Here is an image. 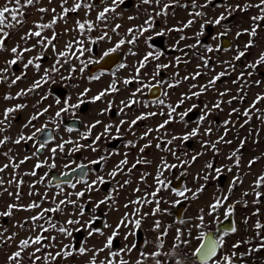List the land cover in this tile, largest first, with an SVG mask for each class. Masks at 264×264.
Listing matches in <instances>:
<instances>
[{"label":"snow or ice","instance_id":"1","mask_svg":"<svg viewBox=\"0 0 264 264\" xmlns=\"http://www.w3.org/2000/svg\"><path fill=\"white\" fill-rule=\"evenodd\" d=\"M41 0H6V4L3 7H0V52H9L11 54L10 59H5L3 66L0 67V84H7L8 89H11L13 86H17L19 81L27 78L26 70L29 67H33L37 73L41 71L42 65L38 61H41L44 58V52H46L49 48L56 54V60L52 64L50 68L43 69V75L39 77V79H34L33 82L27 87L20 89L14 95L9 91L3 94L0 99L5 102L13 101L22 99L23 97L28 96L29 94L36 93V91L44 86L49 84L56 85L57 80L54 78L55 73L60 72V67L64 64L69 63V61L75 57V59L80 60V57L83 56L86 52L91 53L93 49L91 47H86L84 45L83 39H74L67 42L64 46V50H57L56 44L54 43L61 33H58L54 30V26H56L59 22L63 21L65 24L68 22V16L70 13H77L80 10H84L85 19L75 21L74 29L65 28L64 33H67L72 30L79 31L81 37L85 36L86 33L93 32L99 25H103L104 30L102 34L96 37L95 39H90L91 43H96L97 40L103 41L107 37L111 39L108 35V28L109 24L108 21L110 19L122 18L123 12L118 11V9H122V7L126 4L127 0H72L71 7H68L69 0H60L59 7L61 11L57 13L56 8H47V7H38L36 11L39 13H47L51 11L53 13L52 18L48 22H42L43 16H41L40 21L33 22V27L29 28L28 31L20 36V41L16 43L15 46L8 49L5 41L10 37L11 32L9 30H19L22 28L26 23V10L29 7H35L36 5L40 4ZM48 3H53V0H48ZM140 4L149 6L152 8V11H148V8H145L146 18L144 19L141 25H137L135 27H130L127 29L126 36L129 37L127 39L121 38L115 44L114 47L109 48L108 50L104 51L103 55L100 59L109 56L111 53L116 52L118 49L121 48L122 45L126 43L129 45H135L139 42V40L143 37L145 43L147 44L150 51L143 55V57L138 61V66L135 67V76L132 79H138L141 75V69L146 67V64L149 62L150 58L152 60L159 61L162 56L165 55L163 50L155 49L150 41L155 40L156 37H164L167 34L172 32H180L183 33L185 29L192 27L194 24L198 23L197 18L203 20L202 23H199V31L195 33L194 37H189L187 35H180L179 39L175 40V43L169 46V49L172 51H180L187 56L188 53L185 51L186 48L195 49L201 45L200 37L205 35L206 26L211 25L212 27H219L222 28L223 31L217 32L215 35L211 37L213 41L219 40L221 37L227 36L231 31L232 28L229 24L225 23L228 21L230 17H232L237 11L239 12H247L251 8H255L258 10V14L253 15L249 18L250 26L249 28H242L235 32V37L239 38L243 35H247L249 37L248 41L244 44L243 50H238L237 54L232 58L234 61L241 60L244 57L248 50L254 46H256L255 38L259 35V30L264 28V0H258L256 3L245 2V3H235L230 4L227 0H223L222 3H215V0H204L203 3H198V0H190V3H180V0H168L167 3H163L162 0H140ZM140 4L135 5L137 11H139ZM155 6V7H153ZM210 6H214L215 8H223V11L219 13V15L213 16L212 18H208L207 16V9ZM175 7H182L185 9L191 8L194 11H190L188 13L190 19L186 22H183L181 27H172L168 28L165 27L159 31H155L156 28V19L158 17H167L169 14V10L174 9ZM100 8V10L96 13L95 21H91L87 19L90 12ZM159 8V10H156ZM174 14V13H173ZM129 20L137 19L135 16H129ZM122 25L116 24L114 27H111V31L116 33ZM45 30H52L51 36L44 35ZM145 33H151L150 35L145 36ZM118 34V33H117ZM33 38H36V43L29 45V41ZM195 38L196 42L194 44H186L183 48L180 47L182 41L193 39ZM23 46H22V44ZM40 46L43 49V52L38 53L34 57L27 59V62H24V55L25 53H30L37 46ZM74 45L78 47L73 51ZM206 52H214L220 51L221 47L217 44L215 47L212 45H203ZM227 51L228 49H223ZM78 53V54H77ZM130 54L135 56L137 55L136 52H132L130 50ZM198 55V54H197ZM63 58V59H61ZM198 58L202 61V66L204 68H209L210 65V57L206 58L204 56H198ZM177 64L179 63H187L188 61L182 60L181 57L177 56L173 58ZM92 59L88 60V63H93ZM99 62V61H95ZM18 63L23 64V69L25 71H21L19 75L15 74L11 71L13 66L17 65ZM84 67L87 65L83 60L80 61ZM224 65H227L232 71H235L236 65L232 63V61H222ZM58 65L60 67H58ZM171 65L170 63H157L156 70L152 74V79L156 80L157 77L160 76L161 70L169 68ZM264 65V51L260 52L258 57L255 59L254 62H249L245 64V70L241 71L239 75L236 77L235 80L232 81L233 84H237L238 81H241L242 78L245 76L251 78L254 76L256 70L261 66ZM84 67L79 69L80 72L84 71ZM120 68H126V64H120ZM201 65H197V68H200ZM228 68L225 71H221L216 75L212 76L206 84L204 85H196L192 84L190 86V94L184 93L181 94V98L173 105V104H166L165 99H158L155 103L157 105H163L167 107V116L168 119L164 120L162 123L158 124L155 129L148 128L141 136L140 140H148L147 143L143 144V146H139L138 142H133L131 140L127 141L124 144L125 148H136L139 147V152L142 154L144 153L145 149L152 147L153 143L152 140L148 139L150 133L153 131L160 132L162 129L165 130V135H168V130L166 128L167 125L173 122H180L184 124L185 131L182 135H175L172 134L170 139L164 140L162 137H156L155 148L161 152H169L172 156H174L179 163L178 164H169L164 156L160 157V163L156 166V176L154 178L156 188L149 192H145L143 196L137 197L135 200L129 201L128 204H125L124 207L128 208L129 204L133 205H140V206H147V205H155L151 208L150 212H142L140 207H137L133 210L132 213L125 212L124 215L119 219V221L113 226L106 221L103 224L104 228L111 229V234L106 236V240L103 244V247L90 249L87 247L86 243L82 244L80 247L76 248L71 244L62 245L55 253L48 251L47 253H43L42 255H37L41 253L42 248L48 247L42 244L44 240H51L53 242L56 241L55 236H44L41 234H37L34 237H28L26 239H21L18 243L17 250L13 251L10 255L7 256V261L10 264H37L38 261L43 259L45 264H50V262L56 261L58 258L67 259L68 257H72L74 255L84 256L86 254L91 253V259L89 260V264H97L96 257L100 253H104L105 250H108V255L106 257L107 264H129L128 260L123 259L122 253L128 254L131 253L134 249L137 248V244L133 242L130 246L125 245L123 248L118 250L114 249V241L115 239L120 236L121 229L127 230L123 233L124 240L127 241L129 236H136L137 231L141 229L142 225L144 224L146 218L148 217H155L157 214H165L168 213V209L162 208L161 204H171L173 207L179 205L182 201L181 199H176L175 201H168L165 200L160 193L162 191L170 190L173 195L179 198H183V200H196L199 198L200 194L205 190V184H200L196 188H190L185 185L182 189H177L171 187V181L168 180L166 177L161 179V177L165 176V170L171 171L177 167L187 168L197 162L198 158L204 155L207 151H211L214 156L219 155L220 149L218 145L226 144L230 145L233 143L232 140L227 139L228 135L232 131L235 125L231 121V117L235 114L237 116L243 115L246 117L243 123L239 125L240 128H243L246 124L249 123L251 119V110L256 109L257 112L261 113L258 117L260 120L264 121V110L257 108L256 106L264 102V94H257L249 105V108L241 109L239 108H232L231 111L228 113L229 119H225L221 125H217L216 131H220L222 129V134H219L215 140L211 139L213 134V124L214 121H211L209 117L213 114V111H222V104L225 103L223 97L229 95L230 89H225L224 91L218 92V96L220 97L215 101V103L211 104H204L202 108H200L197 104H192L190 107L186 108L183 112H179L178 109L185 103L186 100H191L193 97L199 98L201 95L208 92L210 89H215V85L217 81H219L222 77L229 75ZM251 69L252 71H248ZM77 69L73 66L67 77L61 75L60 80H69L72 78V74L75 73ZM178 75V73H177ZM202 75L200 71L195 72L191 76H184L182 80H196L197 77ZM99 77H91L90 79H98ZM132 80L125 79L123 83L125 85L131 83ZM181 81H175V83H168L167 88H174L179 85ZM165 82L162 80H157V84H164ZM249 83L254 84L255 86L259 87L261 84H264V81L255 79V80H244L243 87L238 89V94L234 95L227 101L229 105L232 104L233 100L239 99L241 102L244 101L246 98L247 93L244 92V88H247ZM155 85H145V87H153ZM72 87H76L73 85ZM199 87L198 91H191V88ZM90 89L85 88L82 92L77 94V99L75 103H71V96L61 100L60 98L55 99L56 105H63L59 107V109L55 112V116L51 117L50 119L53 122H57L61 117L62 113H69L72 112L74 109H79L81 105L86 103L84 97H86L87 93ZM116 92L119 89L116 87V81L109 85L108 89L99 92L97 95L91 98V102H96L101 100L108 92ZM142 89L138 87L135 92L132 93V96L135 97L136 93L141 92ZM243 92V95L239 93ZM48 93L40 95V98L36 101L35 104L32 105L33 109H36L30 116L27 117L26 121L20 125V131L17 133L16 138L13 139L11 135H7L12 127L13 122L16 120V113L23 111L25 108L28 107L27 104L24 103H15L11 106L5 107L0 113V149L7 147L8 144H15L20 145L22 142L27 143L29 141H33L38 133L44 132L47 128V124L42 125L40 128H35L34 121L38 120L39 118L43 117L45 114L49 112L51 105L48 107L39 108L38 106L48 99ZM163 96L167 98L168 92H164ZM140 103V101L135 99H129L127 103L121 101L123 107L120 109V113H124L125 108H130L133 104ZM148 105L145 104V107ZM112 107V102L109 101L108 108L101 110V115L105 112L109 111ZM197 108H200V115L197 117L195 121V127H191L189 129V121L186 119L193 113ZM74 114V113H73ZM157 114L164 115V112L156 113L151 112L147 114H141L136 116L134 119L130 121V123L124 119H121L118 124H104L103 131L99 134L95 135V139L92 140L91 144L83 145L80 144L79 141L63 140L61 138V142L57 144L55 147L50 148L51 153V162L49 163L48 159L44 161H37L34 165L31 172L23 173V175H30L32 177L38 176L37 169H41L43 167H47L49 170L56 167L55 159L57 152H65L66 145H74L71 151H80L82 148H90L91 151L96 152L98 149L95 147L97 142L101 141L102 139L108 138L111 136V130L114 128L115 133L117 135L111 136V139H120L122 137V126L126 123L128 124V128L132 129L138 121L146 119L148 116H156ZM175 116L179 117V121L174 119ZM102 122L100 120H96L94 123L85 125L86 131L80 134L81 140H88L91 136L93 129H95L98 125H101ZM207 124V127L204 125ZM35 128L30 135H25L23 129L26 128ZM59 127V124H57ZM68 132L74 131L73 128H68ZM135 135V133H133ZM207 137V139L200 140V147L202 151L194 152L189 156L187 152H183L182 155L187 157V159H181L180 154L177 153L174 145L175 141L187 142L192 138H201ZM238 138V134H237ZM53 140L51 135L46 136L40 143L39 146L36 147V150L32 153V156H24L23 159L19 160L18 162L15 161L14 157L10 155L13 151L11 148H8L7 151H0V155L7 158L8 163H5L2 167H0V173H3L6 169L11 167L15 172L16 169L25 163V161L32 159L33 157H37L41 150L44 149L50 141ZM246 143V139H240L239 145L243 147ZM240 147L233 150L229 155L225 158L229 161H232L231 166L222 165L221 167H215L213 162L209 161L206 162L203 166L205 170H211L215 173V175H211L210 173H205L201 176V173H197L194 179H203L205 182L209 181V179H219L223 172L226 170L229 173L233 172L234 168H239L241 165V155H240ZM71 154V153H69ZM114 153H108L107 156H100L98 159L89 161V164H101L102 161H107L109 156L113 155ZM260 157H253L248 161V168L251 167L257 162ZM151 161L143 158L140 156L136 159L135 163H132L130 167L126 166L129 164L128 160V153H124V158L121 159L114 168L107 173L108 177L115 178L118 174H130L132 173L133 169H136L137 165L139 164H150ZM64 167H68V165H64ZM77 168L81 169L82 176L80 179L76 181V183H71L69 186L73 189L76 188L77 183H83L85 185V189L76 192H66L59 183L55 184V187L60 188V192L57 193V196L63 195V199H60L58 203L55 202V197L53 198V207L49 208H41L39 203L33 202L28 205H21V204H8L7 210L0 212V217H10L13 215V209L16 210H25L30 211L31 209H41V211L37 215H33L28 219L34 223V227L31 229L35 231L37 228L40 230L41 233H47L50 229H54L58 233H60L65 238L71 239L73 238L74 232H87V238L93 237L94 235H104V232L100 229L95 227V222L100 219L99 216L96 215L97 210L101 207V205L108 204L111 202L112 205L116 203L115 198L113 197L112 193L105 195L102 199L93 200L92 197L89 195V199L87 201H82V198L85 197L86 193L90 194L92 192L98 191L99 185H105L109 181L105 179V176L96 174V178L89 182L86 177L88 176V171H85L88 168V165L80 164L77 165ZM76 171V169H73ZM95 171V170H93ZM187 172H182L181 175H186ZM61 175L67 176L68 173H61ZM147 173H143L140 176V180L145 182V176ZM48 176V173L45 172L44 176H40L39 180L34 181L33 184L29 185L30 188H33L35 183H43L45 181V177ZM243 182L242 177L239 174L233 175L231 181L229 182V186L227 192L221 191L220 194L214 196L213 201L207 206V210L205 208L199 209V215L193 217H188L186 219H181L178 221L181 227H175L174 234H173V242L171 243L170 248L166 249L165 246V237L169 235L170 229H172V225L165 226L160 219H155L152 223V231L156 233L154 238L155 249L154 251L147 252L141 251L140 258L136 259L134 264H145L146 261L149 260L151 257L152 264H168V260L172 259L174 264H237V261L240 264H246L245 257L250 256L252 253L259 252L264 250V223H262L259 219H257L252 225V231L255 234V238L259 240V244L256 246H252L251 248L247 249L246 251H239L242 245H248L249 240H237L235 243H232L230 246L228 245L227 238L239 230L237 227L236 222L233 220L232 225L230 228L224 230H217L212 231L209 229V224L214 223L219 225L221 223L220 216L221 212L219 210L223 209L222 216L224 220H228L232 217L235 213L236 205L241 203V200H237L233 203H226L230 200L231 194L234 191L236 185L241 184ZM5 181L3 178H0V186H3ZM8 184L15 183L16 188L19 189L20 185L24 183L22 179L16 180V177L9 181ZM132 183L130 179H125L123 183L117 182V187L113 189L114 192L119 191V189L124 188L126 185ZM48 184H52V181L49 180ZM252 194L254 195L255 199L251 202L254 205H258L261 203V197L264 196V173L257 176L252 184ZM140 188L137 187L134 189V192H140ZM7 191V189H4ZM33 193L30 192L29 195ZM9 196H14L16 201L21 199L22 193L17 190L15 193L8 192ZM45 194V198H46ZM248 192H244L242 194V198L248 196ZM75 196V199L71 197ZM92 204L93 207L91 208V214L86 209L87 204ZM248 201L243 200V204L245 207L248 206ZM71 205L75 211L69 212L67 211V206ZM64 206V207H61ZM118 210V209H116ZM47 213H63L66 216V219L63 223L54 222L51 217L46 218ZM215 214V215H214ZM253 216L260 215V209L256 208V210L252 213ZM206 217L211 218L210 220H206ZM44 220L45 223L48 225L45 227V224L35 223L37 221ZM245 226L249 223V218L245 217L243 220ZM27 224V220L20 224L19 227L23 228ZM16 225H14L15 227ZM71 226V227H68ZM195 230V235L193 234ZM8 231L5 228L2 232H0V243H4L6 241H11L16 237V233H12L11 235L5 237L4 233ZM86 238V239H87ZM191 239H195L198 241L196 246L191 245ZM251 239V238H250ZM145 243H152L150 241H145ZM33 245H38V247H32ZM57 245L52 243L50 247L55 248ZM32 248V251H28V249ZM163 250V251H162ZM26 254V256H25ZM161 257L164 259L162 260ZM119 258V259H115ZM99 264H105V261H100Z\"/></svg>","mask_w":264,"mask_h":264},{"label":"rangeland","instance_id":"2","mask_svg":"<svg viewBox=\"0 0 264 264\" xmlns=\"http://www.w3.org/2000/svg\"><path fill=\"white\" fill-rule=\"evenodd\" d=\"M204 2V0H202ZM238 2L239 0H227L228 3L232 4V2ZM202 2V3H203ZM252 3L258 2V0H250ZM6 4V0H0V7H3ZM60 0H53V3L49 4L48 0H41L40 4L36 5L35 7H29L26 10V21L27 23L20 28L19 30H9L11 32L10 37L5 41L8 49L11 47L15 46L17 42L20 41V36L25 34L29 28L33 27V22L35 21H40L41 16H43V21L42 22H48L51 20L53 13L51 11L47 13H39L36 11V8L38 7H47L49 9L51 8H56L57 13L61 11L60 7ZM207 16L208 18H212L213 16L219 15L220 12L223 11V8H215L214 6H210L207 10ZM240 13V12H239ZM249 16H253L258 14V10L255 8H251L248 10ZM203 22V20H202ZM69 23L70 21L65 24L63 21L59 22L56 26H54V30L57 31L58 33H61L59 38L54 42L56 44L57 50H64V46L69 40L71 39V33L70 31L67 33H64V29L67 27L69 28ZM225 23L229 24L232 28V31L227 35L229 39H235V46H240L242 43H245L248 41L247 35H243L239 38L235 37V32L239 29L246 28L244 27L247 26V24L250 26V20H247V22H243L240 20L234 19L233 21L226 22ZM245 23V24H244ZM189 31V30H188ZM223 31L222 28L219 27H213V33L214 35L219 32ZM52 30H45L44 35L51 36ZM168 41L166 43L167 46H170L175 43V40L179 39V36L181 34H168ZM187 36L189 37H194L192 34H188ZM213 36V35H212ZM211 36V37H212ZM209 38V41L207 44H202L201 46H198L195 49L191 48H186V52L188 53L187 56L183 57V60L188 61L185 63V66L182 69H177L175 68V60L171 59V65L169 68L162 69L166 74H167V80L169 83H175V81H181L177 87L174 88H167L166 86V92H168L167 98L164 96L161 97L160 99H165L166 104H175L180 98L181 94L188 93L190 94V86L192 84L196 85H204L207 83V81L217 73L221 71H225L226 68H228L227 65L222 64V61H232L236 65L235 71H232L230 68H228L229 75H226L222 77L219 81H217L215 85V89H210L208 92L205 94L201 95L199 98L193 97L191 100H186L183 105L178 109L179 112H183L186 108L190 107L192 104H197L200 106V108L203 107L204 104H209V107H211L212 103H215L217 99L220 97L218 96V92L224 91L225 89H230L229 95L223 97V100L225 103L222 104V111H213V114L209 117L211 121H214V117H218V122H215L213 124V134L211 136L212 140H215L219 134H222V129L218 132L216 131L217 125H221L222 122L225 119H229L228 113L231 111L232 108H239L241 109V112L243 109L249 108V105L252 103L254 100L255 96L259 94H264V84H261L259 87L255 86L252 83H249L247 88H244V92L247 93L246 98L244 99L243 102H241L239 99L233 100L232 104L229 105L227 101L231 99L232 96L238 94V89L243 87L244 80H255L259 79L264 81V65H261L255 72L254 76L249 78L245 76L242 78L241 81H238L237 84H233L232 81L236 79V77L239 75L241 71L245 70V64L249 62H254L255 59L258 57L259 53L264 51V28H261L259 30V35L255 38L256 41V46L250 48L247 52V54L241 58L239 61H234L232 58L236 55L235 53V47L228 49L227 51H224L222 48L220 51H214V52H206L203 45H212L215 47L218 43V41H213ZM36 43V38H33L32 40L29 41V45ZM195 43V38L193 39H188L185 41H182L180 44V47L183 48L184 45L186 44H194ZM240 43V44H239ZM22 44V42H21ZM23 46V44H22ZM244 45L240 48V50H243ZM195 50L198 51V53H195ZM43 52V49L38 45L36 49H34L30 53H25L24 55V62H27V59L34 57L38 53ZM177 53H180V51H177ZM198 54V55H197ZM174 55V54H173ZM173 55L171 57L173 58ZM183 55V54H182ZM177 56H179L177 54ZM176 56V57H177ZM198 56H204L206 58H211L210 59V67L209 68H204L202 66V61L198 58ZM11 54L9 52H0V67L3 66V63L5 59H10ZM63 59V58H61ZM56 60V54L49 48L46 52H44V58L41 61H38L41 63L42 68L39 73L36 72V70L33 67H29L26 72H27V78L23 79L22 81H19L17 86H13L11 89H8L7 84H0V97L3 96L6 92H11L13 95L19 91L20 89L27 88L34 79H39L41 75H43V69L44 68H50L52 64ZM67 64V63H66ZM197 65H201L200 68H197ZM68 65H64L60 67V72L53 74L55 79L58 78L57 83L60 82V76L63 75L66 77L69 72H67ZM59 67V65H58ZM156 70V65L153 67V71ZM12 72L15 74L19 75L21 71H25L23 69V64L18 63L17 65L13 66L11 69ZM200 71L202 75L197 77L196 80H182V77L184 76H191L195 72ZM248 71H252L251 69H248ZM178 73V75H177ZM58 74V76H55ZM76 85V87L71 88V103H75L77 99V93L82 89V84L78 86L77 84H71ZM50 86L51 84L44 86L36 91V93L29 94L26 97H23L22 99L18 100H13L9 102H5L2 99H0V113H2L3 109L5 107L11 106L15 103H24L27 104L28 107L25 108L23 111L16 113V120L13 122V127L12 129L6 133L7 135H11L13 139L16 138L17 133L20 131V125L23 124L27 117L30 116L36 109H33L32 105L36 103V101L40 98V95L48 93V99L41 103L38 107L43 108V107H48L51 105V108L49 109V112L45 114L43 117L39 118L36 120L35 128L42 125V124H50L54 125L56 127V134L54 141L47 146V149L45 150L43 155H39L37 157H33L30 160L25 161L24 164H22L19 169H16L15 172L11 167L6 169L3 173H0V178H3L5 183L3 186H0V212H3L7 210V205L8 204H21V205H28L30 203L36 202L41 205V208H49L53 207V198L55 197V202L58 203L60 199H63V195L57 196V193L60 192V188L55 187V185L48 184L49 181V169L47 167H43L41 169H37L36 171L38 172V176L32 177L30 175H23V173H28L31 172L34 165L37 163V161H44L48 159L49 163L51 162V153H50V148L55 147L57 144L61 142V138L63 140H73V141H79L80 144L87 145L88 141L86 140H81L80 139V134L85 132L84 128V122H85V116L82 111H78V109H75L74 111L75 116L81 119V127L78 130L68 132L67 129L63 126L62 124V119L64 117L72 116L74 114L72 113H62L61 117L57 122H53L50 118L55 116V112L59 109V107L63 105H56L55 101L53 100V97L51 96L50 92ZM199 87L197 88H191V91H198ZM240 95H243V92L239 93ZM36 97V99H35ZM151 106L148 109H150L153 112L160 113L164 112V115L157 114L154 116L152 119L147 120V124L145 128H137L136 130V138L139 146H142L146 141L148 140H140V136L145 132L147 128H153L155 129L160 123H162L164 120L168 119L167 116V107L163 105H157L156 103L153 105H148ZM147 106V107H148ZM144 105L142 107H139L138 109L140 111L144 110ZM146 107V110H147ZM257 108L264 110V102L259 103ZM200 108H197L195 111H197L198 116L200 115ZM138 111V112H140ZM137 114V112H136ZM261 113L257 112L256 109L251 110V119L248 124H246L243 128H240L239 125L244 122L246 117L243 115H233L230 119L235 125L233 127L232 131L228 135L227 139H230L233 141L232 144L226 145V144H220L218 145L220 149L219 155L214 156L211 151H207L204 155L200 156L193 165L190 167L181 168L177 167L175 169H172L171 171H166L165 176L161 177V179H164L165 177L170 180L173 178L175 175L179 174L180 172H184L186 170L187 174L184 177V182H183V187L187 185L190 188H196L200 184H205V190L200 194L199 198L196 200H188V205L183 213L182 218L186 219L188 217H195L199 215V209L201 208L200 206L207 205V203H211L213 201V198L215 195L220 194L221 191L227 192L229 182L231 181L233 175L239 174L242 177L243 182L241 184H238L235 186L233 193L236 194V198H238L237 193L240 194L239 198L242 200H245V197L242 198V194L244 192H248L249 196H252L251 200H254L255 197L252 194V184L254 179L259 176L260 174L264 173V121L260 120L258 117L260 116ZM129 117L134 115L133 113H128ZM174 119L176 121H179V117L175 116ZM188 120V119H187ZM189 121V129L191 127H195V121L196 119L193 120H188ZM57 124H59V127H57ZM204 127H207V124L204 125ZM35 128L29 127L25 129V135H30L33 131H35ZM168 130V135H165V130H161L160 132H155L153 131L150 133L149 138L152 140L153 146H152V156L149 158V161L152 163L150 164H145V166H137L136 169H133L132 173L130 174H118L115 180L113 178L108 177L107 173L111 171L114 166L120 161L121 154L123 153V148L121 150H118L114 152L113 155L109 156L107 159V164L104 170H102L99 175L105 176V179L110 182V187L109 189L104 192L101 190L100 185L98 186L99 190L92 192L90 194L86 193L85 197L82 198V201H87L89 199V195L92 197L93 200H99L102 199L105 195L112 193L113 197L115 198L116 203L114 205L109 202L108 204L101 205V207L97 210L96 215H102L103 217V224L106 221L107 223L111 225H115L119 219L124 215L125 212L132 213L133 210L140 205H133L129 204L128 208H125L124 205L128 204L129 201L137 199V197L143 196L145 192H151L156 188V184L154 181V178L156 176V166L160 163V157L164 156L169 164H178L179 161L171 155L169 152H161L155 148V143H156V137H168L172 134L175 135H182L183 132L185 131V127L183 123L180 122H173L170 123L169 125L166 126ZM24 130V129H23ZM238 134V138H237ZM195 140V138H192ZM201 139H207V137H201L196 140L197 146L200 144ZM240 139H246V143L243 145V147H240L239 145V140ZM189 143L188 145H185V142H181L180 146H178V149H175L178 154H180L181 159H187V157L183 156V152H187L189 156L193 154L194 152H199L202 151L201 147L195 146L193 143ZM179 141V140H178ZM32 141L27 142L29 145ZM178 143V142H177ZM25 143H21L20 145H15V144H8L7 147H4L3 149H0V151H7L8 148H11L13 151L10 153L11 156L14 157L15 161L18 162L19 160L23 159L24 156H32L33 152H26L23 148V145ZM74 145H66L65 146V152H57L56 154V167L51 169V170H56L57 172H61L66 170L68 167L77 164L79 162V159H73L72 156L73 154H79L80 157H87V158H94L98 152L102 148V142H97L95 147L98 149L96 152L91 151L90 148H82L80 151H71ZM173 147V146H172ZM240 147V155H241V165L239 168H234L232 173L227 172L226 170L223 172V175L219 179H209V181L205 182L202 178L201 179H194L196 174L199 172L201 173V176L203 174L210 173L211 175H215L214 172L211 170H205L203 168L204 164L206 162H213L215 167H221L222 165L225 166H231L232 161L227 160L225 157L229 155L233 150L237 149ZM139 147H136V158L138 157V152ZM71 153V154H69ZM141 155V153H140ZM253 157H260V159L257 160V162L251 167V169L248 168L247 164L250 159ZM131 159L134 158L133 155L130 156ZM139 158V157H138ZM5 163H8V160L6 157L0 155V167H2ZM64 165H68V167H64ZM129 167V166H128ZM45 172L48 173V176L45 177V181L43 183H35L33 188H30L29 185L33 184L34 181L39 180L40 176H44ZM143 173H147L148 175L145 176V182H142L140 180V176ZM13 176L16 177V180L22 179L24 181L23 184L20 185V188L17 189L15 183L13 184H8L7 181L11 180ZM96 176H89L87 179L89 182L91 180L95 179ZM125 179H130L132 183L129 185H126L124 188L119 189L118 193L114 192L113 189L117 187V182L123 183ZM222 179V182H221ZM77 180H75L73 183H76ZM70 185V184H69ZM69 185H60L66 192L72 193L76 191H81L85 189V185L83 183H77L76 188L73 189ZM139 187L141 190L140 192H134V189ZM182 187V188H183ZM4 189H7V191H4ZM17 190H19L22 193L21 199L19 201L15 200L14 196H9L8 192H13L15 193ZM264 191V189H261ZM32 192V195H29V193ZM45 194L46 198H45ZM160 196H162L165 200L168 201H175L176 199H179V197H176L175 195L172 194L170 190L168 191H162L160 193ZM263 197V196H262ZM261 197V198H262ZM72 199H75V196L71 197ZM183 198H181L182 200ZM247 200V198H246ZM264 200V199H263ZM168 206H171V204H167ZM64 207V206H61ZM93 207L92 204H87L86 209L91 214V208ZM118 209V210H116ZM41 209H31L30 211H25V210H16L13 209V215L10 217H0V232H2L5 228L8 229L6 233H4L5 237L11 235L12 233H16V237L11 240V241H6L4 243H0V264H10V262L7 261V256L10 255L13 251L17 250V245L21 239H26L28 237H34L37 234H41L44 236H55L56 241L53 242L50 239L49 240H44L42 241V244L48 246L42 248L41 253H38L37 255H42L43 253H47L48 251H51L55 253L62 245L66 244H71L73 245L74 242V233H73V238L68 239L62 236L60 233L55 231L54 229H50L49 232L47 233H41L40 230L37 228L35 231H32L31 229L34 227V223L29 220L28 218L37 215ZM67 211L73 212L75 209L72 208L71 205L67 206ZM151 211V208L148 209V212ZM51 217L54 222H59L63 223V221L66 219L65 214L63 213H47L46 218ZM163 219L161 220L162 223L165 226L172 225V229H170V232H174L175 227H181L183 228L182 225L178 223V221H171L169 223V219H164V214H157L155 217H148L146 218L144 224L142 225L141 229L144 233V237L146 241H150L152 237L155 236V232L152 231V223L155 219ZM27 220V224L25 227L21 228L19 227L20 224L24 223ZM35 223L39 224H45V227L48 225L45 223L44 220L37 221ZM103 224L101 226V230L104 232V235H94L93 237L87 238V232L82 231L83 238L81 240V244L87 245L88 248L90 249H96V248H101L103 247V244L106 240V236L111 234V229H107L103 227ZM14 225H16L14 227ZM71 227V226H68ZM215 228V227H214ZM127 230L121 229V235L118 236L115 241H114V249L113 250H118L120 248H123L126 244L131 245L134 240L133 236H129L128 240L125 241L123 237V233H125ZM173 237V236H172ZM87 238V239H86ZM151 242V241H150ZM52 243H55L57 246L55 248L50 247ZM34 247H38V245H33ZM28 251H32V248L28 249ZM140 252L141 248L134 249L131 253L124 254L122 253V257L125 260L129 261V264H134L135 260L140 258ZM108 255V250H105L104 253H100L97 257V264H99L100 261H105V264H107L106 257ZM26 256V254H25ZM91 259V253L86 254L84 256L80 255H74L72 257H68L67 259L64 258H58L54 262H50V264H89V260ZM119 259V258H115ZM37 264H45L43 259L37 262Z\"/></svg>","mask_w":264,"mask_h":264},{"label":"flooded vegetation","instance_id":"3","mask_svg":"<svg viewBox=\"0 0 264 264\" xmlns=\"http://www.w3.org/2000/svg\"><path fill=\"white\" fill-rule=\"evenodd\" d=\"M109 2H110V0H109ZM162 2L167 3L168 0H162ZM202 2H203L202 0H198V3H202ZM222 2H223V0H215V3H217V4L222 3ZM245 2H249V0H239V3L243 4ZM180 3H182V4L190 3V0H180ZM235 3H238V2H235ZM235 3H234V1L232 2V4H235ZM137 4H140V0H127L126 4L122 7V9H118V11L123 12L122 18L110 19L108 21L109 28L107 30H108V35L111 37V39H108L106 37L105 40H103V41L97 40L96 43L90 42L89 38L95 39L96 37H98L99 35L102 34V31L104 30L103 25H99L93 32L86 33V35L83 37L80 36L79 31H77V30L70 31V33H71V36H70L71 39L70 40L83 39L84 45L86 47H91L93 49V51L91 53L86 52L83 56L80 57V60H77V59H75V57H73L69 61V63L64 64V65H68V67L66 66L67 72H69L73 66H75L77 71H75V73L72 74L71 79L64 80V81L60 80V82H58L56 85L50 86V92L52 94L51 96L53 97L54 101L56 98H60L61 100H63L65 98H67L68 96H71V94H72L71 88H70V86H72L71 84H77L78 86H80L82 84V89L79 91V93L82 92L85 88L90 89V91L87 93L86 97H84V99L86 100V103L81 105V107L79 108L80 111H82V113H84V115L86 114L85 122H84L85 131H86L85 125L92 124L96 120H100L102 122V124L98 125L95 129H93L91 136L89 137L88 140H86V141H88V144L92 143V140L95 139V135H97L103 131V125L104 124L111 123V124L115 125V124H118L121 119H124L130 123V121L138 115L153 112L150 109H148L151 106H148L147 110H146V107H144L143 111H140L138 108L142 107V105L145 106V104H147V105L155 104V102L158 99L163 97V93L166 91V86L169 83V81L167 80V74L163 70H161L160 76L157 77L156 80H153L152 79V74L154 72L153 67H155V65L157 63H170L171 59L176 57L177 54L183 60L184 54L182 52L177 53V51H172L169 49V46L166 45V43L168 41V36H169L167 33L164 37H156L155 40L149 42V43L153 44L155 49L163 50L165 52V55L162 56L159 61L152 60L150 58L149 62L146 64V67L144 69H141V75H140V77H138V79H132L133 76H135V67L138 66V61L143 57V55L146 54L148 51H150V49L148 48L147 44L145 43V40L143 37L139 40V42L137 44L129 45L126 43L125 45H122L121 48L118 49L116 52L111 53L109 56L104 57L103 59H100V57L103 55L104 51L108 50L109 48L114 47L119 39L129 38L126 36L128 28L135 27V26L141 25L143 23L144 19L146 18L145 8H148V11H152L151 7L143 5V4H140L139 11H137V8L135 7V5H137ZM71 5H72V0H69L68 7H71ZM153 7H155V6H153ZM99 10H100V8H97L96 10L90 12L87 19H89L91 21H95L96 13ZM156 10H159V8H157ZM190 11H194V10L191 8L185 9L182 7H175L174 9L169 10V14L167 17L162 16V17H158L156 19L155 31H159L165 27H168V28L181 27L183 22H186L188 19L191 18L188 15V13ZM129 16H135V17H137V19L129 20L128 19ZM249 18H250V16H249L248 11L247 12H240V13H239V11H237L226 22L230 23L234 19L240 20L243 22L244 21L247 22V20H249ZM77 19H79V20L85 19V13H84L83 9L77 13H70L69 14V16H68V21H70L69 29H74L75 21ZM197 20H198V23L194 24L192 27H190L188 29H185L183 33L172 32V34H174V35L175 34L176 35L177 34H181V35L192 34V35H194L197 31H199V23H202V20L200 18H197ZM116 24H120V25H122V27L119 28L116 33H114L110 29H111V27H114ZM244 27L249 28V25L248 24H247V26L244 25ZM150 34L151 33H145V36L150 35ZM212 35H214L213 27L211 25L206 26L205 35L203 37H200L201 45L207 44V42L209 41V38ZM248 39H249V37H248ZM217 41H218V43L222 49H231V48L235 47V53L236 54H237V51L240 50V48L247 42L246 41L245 43H242L240 46H238V45L235 46V39H232V41H231V39H229L227 36L221 37ZM195 42H196V40H195ZM77 47H78L77 45H74L73 51ZM130 50L132 52H136L137 55H135V56L131 55ZM185 51H186V49H185ZM195 53H198V51L195 50ZM171 55H173V58L171 57ZM89 59H92L94 62L88 63ZM81 60H83L85 62V64L87 65L86 67H84V65H82L80 63ZM95 61H99V62L97 63ZM122 63L126 64L127 67L126 68H120L119 65ZM184 66H185V63L177 64L175 62V68H177V69H182ZM81 67H84L83 72L79 71V69ZM68 75L69 74H67L66 77ZM55 76H58V74H56ZM94 76L99 77V78L95 79V80L90 79L91 77H94ZM56 79L58 80V78H56ZM125 79H130V80H132V82L125 85L123 83V81ZM113 80L116 81V87L119 89V91H116V92L109 91L108 94L105 95L101 100L96 101L94 103L91 102V98L93 96L97 95L99 92L104 91L105 89H108L109 85L113 82ZM157 80H162L165 83L164 84H157ZM145 85H155V86L145 87ZM138 87H140L142 89V91L136 93V96L133 97L132 93L135 92V90ZM35 99H36V97H35ZM129 99L138 100V101H140V103L133 104L130 108H125L124 113H120V109L123 107V105L121 104V101H124L125 103H127V101ZM109 101L112 102V107L109 109V111H107L101 115L100 114L101 110L108 108ZM79 109H78V111H79ZM74 111H76V110L74 109ZM74 111L69 112V113L73 114V113H75ZM138 111H140V112H138ZM136 112H137V114H136ZM128 113H131V114L133 113L134 115L129 117ZM153 117L154 116H148L146 119L138 121V123L135 126H133L132 129H129L128 124L126 123L125 125L122 126V137L120 139H111V136L117 135L115 133L114 128H113L111 130V136H109L108 138L102 139L100 141V142H102V148L94 158H87V157L82 158V157H80V155L78 153L73 154L72 158L73 159H75V158L79 159V162L77 164H74V165L68 167L66 170L61 171V172H57L56 170H50L49 171V180L52 177V173H56V174H61V173H65V172L68 173L69 171L77 168V165H80V164L88 165V168L85 170V171H88V176L86 177V179H88L89 176H96V174H99L102 172V170H104V168L106 167L107 161H102L101 164H99V165L89 164V161L98 159L100 156H107L108 153H114L118 150H121L122 148H123V150H122L123 153L121 154V156L122 155L123 156L121 157V159L124 158V153H128L129 164L126 166V168L128 166L130 167L132 163H135L136 159L140 156H143V158L149 160V158L152 156V147L145 149L144 153H142L141 155L139 153L138 157L136 158V155H137L136 148H125L124 144L129 140H131L133 142H137V138H136L137 128H145L148 118L152 119ZM197 117H198V113H197V111H194L186 119L194 121V119H197ZM214 121L218 122V117H214ZM35 122L36 121H34L33 123H35ZM81 123H82L81 119L78 118L77 116H75V114L72 116L70 115L68 117H64L62 119L63 126L66 129L73 128L74 131L80 129ZM42 125H44V124H42ZM42 125H40L36 128H40ZM47 130H49L51 132V135L53 137V140L50 141L48 144V145H50L54 141L57 129L54 125L47 124V128L44 130L45 134L41 133L42 137H46L45 135H46ZM23 131L25 132V129ZM133 133H135V135H133ZM38 134H37V136H38ZM37 136L30 143V145L28 143H25L23 145V148L26 152H28V151L34 152L36 150V147L39 146V143L41 141L37 142ZM163 139L164 140L170 139V136L165 137ZM197 139L198 138H195V140L190 139L189 141L185 142L184 146L188 145L189 143H192V140H193V143L195 144V146H197V144H198V143H196ZM147 142L148 141H146V143ZM180 143H181V141H175L173 147H175V149H178L179 148L178 146H180ZM47 146L41 150V153H39L38 156L44 154L45 150L47 149ZM199 146H200V144H199ZM199 146H197V147H199ZM138 152H139V150H138ZM131 155L134 156L133 159L130 158ZM137 166H145V164H139ZM93 170H95V171H93ZM166 171L167 170H165V172ZM181 173L182 172H180L179 174L175 175L173 178L170 179L171 187L177 188V189H182L185 175H181ZM80 177L81 176L74 175L70 182L60 183V185H65V184L69 185V184L73 183L75 180L80 179ZM221 182H222V179H221ZM109 187H110V182H108L105 185H100L101 190L104 192H106L109 189ZM179 199H181V198H179ZM181 201L182 202L179 205H176L175 207H173L172 205L168 206L167 204H164V203L161 204V207L168 209V213H165V214L173 215L174 219H176V217L173 213V210L184 204L185 206H184V209L182 210V214H183L187 205L189 204L188 200L182 199ZM154 206L155 205H147V206H139V207L141 208L142 212H148V209H150ZM98 216L100 219H98L95 222V227L101 228V226L103 224V217H102V215H98ZM181 217H182V215H181ZM161 220H163V219H161ZM74 236H75V233H74ZM81 236L83 238V235H81ZM133 240L136 244H137V241L138 242L141 241L142 243H144L145 237H144V233H143L142 229L137 231V235L133 236ZM137 248L138 249L142 248V245H141V247L137 246Z\"/></svg>","mask_w":264,"mask_h":264},{"label":"crops","instance_id":"4","mask_svg":"<svg viewBox=\"0 0 264 264\" xmlns=\"http://www.w3.org/2000/svg\"><path fill=\"white\" fill-rule=\"evenodd\" d=\"M235 195L236 194L232 193L230 200L226 203H233L237 200H241V203L236 205L235 213L232 216V219L236 222L239 230L237 231V233L229 236L227 238V242H228V245L230 246L232 243H235L237 240H241V239L249 240L250 242L248 245H242V247L239 249V251L243 252V251H246L247 249L251 248L252 246H256L259 244V240L257 238H255V234L252 231V225L257 219H259L262 223H264V200H263L264 196L261 198V203L258 205H254L251 203L253 200H251L249 198H251L252 196L245 197V200L247 198V201L249 202L248 206L245 207L243 204V200L239 198L240 194L237 193L238 198H236ZM209 204L210 203H207V205H203L200 207L205 208L207 210V206ZM256 208L260 209V215L259 216H253L252 215V213L256 210ZM219 211L221 212L220 220H222L223 219V216H222L223 209H221ZM198 214H200V213H198ZM182 216H183V214H182ZM245 217L249 218V223L247 226H245L243 223V220ZM164 219H166V220L169 219V223H171V221H179L183 218L181 217L179 220H177V219H174L173 215L164 214ZM210 219L211 218L206 217V220H210ZM216 225L217 224L210 223L209 229L214 231L215 230L214 227H216ZM173 234H174V232H169V235L167 237H165V246H166L165 250L170 248L171 243L173 242V237H172ZM193 234L195 235V230H194ZM155 235H156V233H155ZM154 238H155V236L152 237V239L150 240L152 243H145V241H146V239H145L144 243H142L141 251L151 252V251L156 250ZM197 244H198L197 240L191 239V245L193 247L196 246ZM161 259L163 260L164 258L161 257ZM245 261H246V264H264V250H261V251L256 252V253H252L250 256L245 257ZM145 264H152L151 257H149V260L146 261ZM168 264H174V261L172 259H169ZM237 264H240V262L237 261Z\"/></svg>","mask_w":264,"mask_h":264},{"label":"water","instance_id":"5","mask_svg":"<svg viewBox=\"0 0 264 264\" xmlns=\"http://www.w3.org/2000/svg\"><path fill=\"white\" fill-rule=\"evenodd\" d=\"M49 130L46 131V135L45 136L51 135V132ZM42 133L45 134V131L42 132ZM44 138L45 137H42V134L39 133L38 136H37V142L42 141ZM75 169H76V171H73V170L69 171L67 176H64V175H61V174L52 173V177L50 179L52 181V185H55L57 183L60 184V183H64V182H70L74 175L82 176L81 169H79V168H75ZM184 206L185 205L183 204L182 206H179L178 208L173 210V213H174V215H175L177 220H179L181 218L182 210L184 209ZM232 221H233L232 217H230L228 220L222 219L221 223L219 225H216L214 232L217 231V230H224V229L230 228L231 225H232ZM81 235H82L81 232H75L73 246L76 247V248L80 247L81 240H82V236ZM141 245H142V242L141 241H139V242L137 241V246H141Z\"/></svg>","mask_w":264,"mask_h":264}]
</instances>
